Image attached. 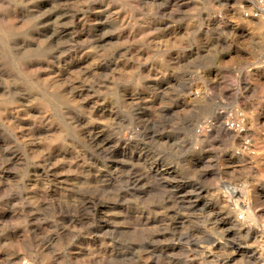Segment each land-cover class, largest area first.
<instances>
[{
  "label": "clouds",
  "instance_id": "9594fccd",
  "mask_svg": "<svg viewBox=\"0 0 264 264\" xmlns=\"http://www.w3.org/2000/svg\"><path fill=\"white\" fill-rule=\"evenodd\" d=\"M0 264H264V0H0Z\"/></svg>",
  "mask_w": 264,
  "mask_h": 264
}]
</instances>
